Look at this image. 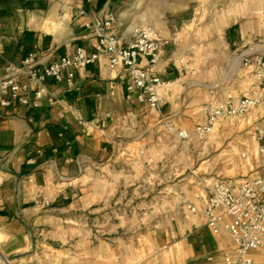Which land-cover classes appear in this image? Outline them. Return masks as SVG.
<instances>
[{
    "label": "crops",
    "instance_id": "0c3cea01",
    "mask_svg": "<svg viewBox=\"0 0 264 264\" xmlns=\"http://www.w3.org/2000/svg\"><path fill=\"white\" fill-rule=\"evenodd\" d=\"M131 13L122 0H0V80L18 75L31 54L43 65L80 47L101 55L93 24L110 16L127 47L138 29L131 25ZM215 24V31L200 34L193 23L177 33L146 26L166 43L155 72L168 83L160 90L159 111L139 103L137 92L129 90L131 81L121 79L123 71L112 70L104 56L76 71L74 86L67 74L60 83L49 81L48 96L37 109L0 107L3 264H225L235 251L230 235H215L188 209L200 189L195 182L193 192H185L190 189L184 177L191 166L187 152L202 139L181 140L177 134H193L213 95L239 99L232 89L235 77L246 91L256 85L243 60L264 51L249 49L235 58L237 46L246 44L243 27L238 19ZM247 119L262 120L264 112L235 120ZM129 201L142 206L127 207ZM128 212L162 222L136 225L146 234L133 243L125 237L134 228L125 218ZM102 213L117 215L118 223L96 224ZM101 231L119 238L99 239ZM249 256L253 264H264L262 251Z\"/></svg>",
    "mask_w": 264,
    "mask_h": 264
},
{
    "label": "built area",
    "instance_id": "2783aa9c",
    "mask_svg": "<svg viewBox=\"0 0 264 264\" xmlns=\"http://www.w3.org/2000/svg\"><path fill=\"white\" fill-rule=\"evenodd\" d=\"M115 23V17L110 16L93 24L101 55H90L80 47L72 55L43 65L37 54H31L24 60L18 75L0 80V107L18 104L37 109L48 96L49 81L60 83L67 74L68 85L74 86L75 72L95 64L100 56H104L112 70L123 71L121 79L131 81L129 90L137 92L138 102L159 111L164 103L160 90L168 83L155 72L160 69L166 43L158 31L146 27L137 30L136 40L124 47L115 32ZM143 60L145 66L142 65ZM243 64L252 70L256 85L239 99L231 94L213 95L202 110L205 121L196 126L193 134L187 130L179 131V139L188 140L192 136L204 139L212 135L222 122L244 120L255 111L264 109V54L247 56ZM20 76H27L28 81L24 82ZM49 102L53 103V100L49 99ZM255 136L264 167V122L255 128ZM242 158L247 159V154L243 153ZM43 202L50 205L48 199ZM188 209L192 215H200L215 235L221 232L230 235L235 251L226 255L225 264H253L250 252L264 253V176L237 183L206 181L200 184L195 204L189 205Z\"/></svg>",
    "mask_w": 264,
    "mask_h": 264
},
{
    "label": "rangeland",
    "instance_id": "374dc122",
    "mask_svg": "<svg viewBox=\"0 0 264 264\" xmlns=\"http://www.w3.org/2000/svg\"><path fill=\"white\" fill-rule=\"evenodd\" d=\"M122 1L124 7L126 6L132 10L130 14L131 25L138 28L137 30L150 25L154 26L155 29L160 32L169 28L171 31L177 33L181 32L187 25L190 26V23H193V27H197L199 34L209 33V31L211 33L215 31L216 19H238V25L243 27L246 33V44L245 47L241 45L237 46L241 48L240 52L236 53L237 56L235 58L249 49L264 51V0ZM137 4L138 6L136 8L135 6ZM128 19L130 18L128 17ZM217 43L220 44V41L218 40ZM237 47H235L233 51H235ZM225 61L226 59L223 61L224 64ZM237 61H239V59H236L234 67ZM234 82H236V86L232 89L236 91L239 98L247 94L248 91L245 90L247 85L243 84L241 79L235 77ZM262 111L264 112V109L255 111L254 113H260ZM254 119H252L251 122L247 119L244 123L239 120L224 121L217 126L215 133L205 137L199 141L198 144L189 148L187 157L191 160V166L188 170H185L184 177L187 178L186 183L190 186V189H185V192H193L192 188L197 186L196 183H198L197 187L200 189L199 185L206 181L221 180L237 183L264 175L262 158L255 139V128L261 125L264 119L258 120L257 122H255ZM243 153L247 154V159L242 158ZM173 173L177 174L175 171H173ZM190 178L194 179V184L190 185V183L187 182ZM183 188L179 189L180 192L184 190ZM144 202L146 201H143V203ZM136 203L129 201V206L127 207L136 206ZM147 203H149V201H147ZM137 204L140 205L141 203L138 201ZM179 204V201H177V206ZM145 205L144 203V206ZM88 216L89 215H86L84 218ZM125 218L127 222L131 224V227L134 226V228L124 236L133 243L137 239V236L146 234L145 231H137L136 225L145 222L148 224L162 222L161 217L158 219L157 217L151 216H136L129 212ZM90 219L91 216H89L88 220L90 221ZM95 220V223L99 225L109 223L117 224L119 221L117 215H105L103 213L97 215ZM97 235H99L98 238L102 240H115V238H119V235L104 234L102 231L101 233H97ZM110 236H112V238H110ZM0 264H3L1 260ZM5 264L14 263L7 261Z\"/></svg>",
    "mask_w": 264,
    "mask_h": 264
},
{
    "label": "bare ground",
    "instance_id": "6f19581e",
    "mask_svg": "<svg viewBox=\"0 0 264 264\" xmlns=\"http://www.w3.org/2000/svg\"><path fill=\"white\" fill-rule=\"evenodd\" d=\"M238 67H239V61L236 62V66L234 67V70L233 71L236 72L237 69H238Z\"/></svg>",
    "mask_w": 264,
    "mask_h": 264
}]
</instances>
